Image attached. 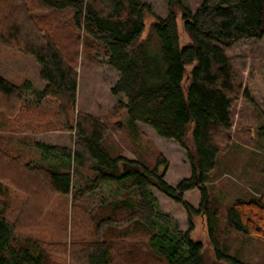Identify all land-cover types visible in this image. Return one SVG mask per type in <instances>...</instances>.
<instances>
[{
	"label": "trees",
	"instance_id": "1",
	"mask_svg": "<svg viewBox=\"0 0 264 264\" xmlns=\"http://www.w3.org/2000/svg\"><path fill=\"white\" fill-rule=\"evenodd\" d=\"M36 1L55 10L73 9L79 24L84 17L88 32L106 45L108 64L120 73L112 94L123 95L119 104L126 109L130 129L138 134L137 123L144 124L177 142L186 152L191 177L172 187L160 174L162 166L168 169L166 160L151 167L140 158L113 155L105 143L106 125L81 115L73 150L35 146L45 161L55 160L65 171L23 165L0 154V172L21 193L0 210V264H247L231 255L218 236L225 226L264 239V192L237 200L222 216L206 184L218 156L232 145L231 110L243 96L226 51L243 40L264 41V0H204L194 12L183 0H172L167 18H156L146 38V11L154 13L140 0ZM177 11L190 39L186 45L180 42ZM154 33L161 42L156 51ZM0 37L36 60L46 86L35 97L62 100L69 119L77 98V72L34 25L23 0H0ZM28 90L30 83L17 87L0 76V109L14 107ZM83 170L93 177L77 188L75 179ZM104 184L115 185L119 197L101 198L96 206V191ZM153 189L184 203L188 231L159 209ZM194 189L201 192L198 210L183 200ZM200 214L207 217L214 250L210 259L203 243L192 237L193 217ZM27 222L39 223L47 236L19 233L20 224ZM142 237L146 242L136 243Z\"/></svg>",
	"mask_w": 264,
	"mask_h": 264
},
{
	"label": "rangeland",
	"instance_id": "2",
	"mask_svg": "<svg viewBox=\"0 0 264 264\" xmlns=\"http://www.w3.org/2000/svg\"><path fill=\"white\" fill-rule=\"evenodd\" d=\"M23 1L34 25L49 37L64 55L66 62L77 72V98L74 108L70 107L69 111L73 113L69 119L63 111L62 100L51 97L37 99L34 92L43 90L46 86L40 78V65L32 56L23 53L12 42L6 44L0 37V76L17 87L31 84V90L25 92L23 100L15 99L14 107L3 106L0 109V154L7 160L17 158L23 165H38L42 168L54 166L60 169L59 162L43 159L35 147L36 143L73 150L77 140L78 117L86 115L106 125L105 143L113 155H121L128 160L140 158L151 167L166 160L168 169L165 171L162 166L160 174H165L164 180L172 187L190 178V163L186 152L177 142L158 136L144 124L137 123L138 134L130 129L126 109L119 104L120 100H125L123 95L112 94L120 73L108 64L106 45L88 32L84 26V17L79 24L76 12L71 8L55 10L36 0ZM140 1L154 13L151 15L146 11L143 35L146 38L152 32L151 25L156 18H167L172 0ZM203 1L183 0V3L194 12ZM177 12L180 42L186 45L190 39L183 29L182 14ZM154 35L153 50L156 51L161 48V42L157 34ZM226 53L243 96L234 101L231 110L232 145L227 151L220 153L216 169L207 177L206 188L213 205L221 209L222 216L226 207L237 200H249L264 192V133L261 131L264 125V41L243 40ZM249 96L252 102L249 101ZM71 124L73 129L70 128ZM61 170L65 171L64 168ZM92 177L93 174L89 171H81L75 179L77 188L84 187L85 180ZM115 190V185L104 184L96 191L97 201L94 204L97 206L102 202L101 198L111 201L119 197L115 195ZM152 191L158 200L159 209L175 219L181 230L188 231L190 225L184 203H177L156 189ZM17 195L21 193L15 191L13 181L4 172H0V210H6L7 203ZM67 200L70 204L71 198L68 197ZM183 200L198 210L201 192L199 189L188 191ZM68 212L70 213V208ZM193 221L195 228L192 237L203 243L205 257L210 259L214 250L209 240L207 217L204 214L195 215ZM221 221L224 223V219ZM70 232L71 225L69 235ZM19 233L47 236L40 231L37 222L20 224ZM218 238L228 245L231 255L245 263L264 264V239L248 237L225 226L220 229ZM144 241L146 242L142 237L136 243ZM128 243L135 244L134 241Z\"/></svg>",
	"mask_w": 264,
	"mask_h": 264
}]
</instances>
